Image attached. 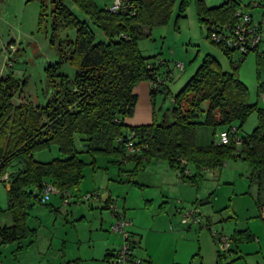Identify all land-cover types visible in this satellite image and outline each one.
I'll return each mask as SVG.
<instances>
[{
    "label": "trees",
    "instance_id": "trees-1",
    "mask_svg": "<svg viewBox=\"0 0 264 264\" xmlns=\"http://www.w3.org/2000/svg\"><path fill=\"white\" fill-rule=\"evenodd\" d=\"M206 1L195 0V4L208 40L216 27L233 24L238 10L246 4L245 0H227L219 7L209 8ZM40 2L42 20L45 0ZM51 2L53 24L76 28L75 40L69 41L67 59L78 70L75 78L69 80L63 74L51 73L53 65H50L51 81L56 82L55 76L59 82L55 95L41 107L24 100L16 103L14 98L20 82L13 74L0 75V181L7 187L6 210L13 221L12 225L0 226V246L21 242L35 233L28 219L36 203L48 204L51 200L50 197L43 201L48 185L56 186L63 199H69L70 190L80 186L87 163L76 146V136L93 159L98 154L119 157V164L129 157L137 164L144 158L164 159L181 172L193 163L197 174L185 175L189 182L197 181L202 170L222 166L231 158L243 157L254 170L263 169L264 108L257 102L250 103L248 86L239 77L240 63L249 53L259 52L260 45L241 52L236 47L210 40L227 55L239 52L241 57L239 60L231 58V69L225 70L215 56L207 54L194 76L174 96L172 122L154 120L131 126L126 120L135 111L138 95L134 87L140 81L153 84L163 79L158 88L150 85L153 98L159 91L170 93L166 79L173 78V74L170 70L162 71L166 61L144 56L137 35L143 26L167 23L176 0H123L124 8L119 11L111 10L112 5L100 7L97 0ZM70 2L78 5L88 20L81 19ZM187 2L182 0L178 18L183 16ZM93 26L101 30L105 39H98ZM204 102L207 103L205 109L201 106ZM253 113L258 116L257 125L252 132L241 134ZM236 122L239 124L234 126ZM202 125H227L228 131L237 127L238 133L231 134L226 144L213 139L207 145H199L197 130ZM132 132L137 144L146 145L138 154L127 151L126 141ZM238 138L240 145L236 144ZM53 145L59 148V156L50 161L35 159L37 151ZM113 200L107 199V203ZM251 238L247 231H237L231 236L233 254L230 256L236 258L235 242ZM218 252L220 257H226Z\"/></svg>",
    "mask_w": 264,
    "mask_h": 264
},
{
    "label": "rangeland",
    "instance_id": "rangeland-1",
    "mask_svg": "<svg viewBox=\"0 0 264 264\" xmlns=\"http://www.w3.org/2000/svg\"><path fill=\"white\" fill-rule=\"evenodd\" d=\"M181 2L182 0H176L167 23L155 27L143 26L142 31L137 35V43L142 54L152 56L154 60L158 57L163 59L166 64L162 66V71L170 70L173 74V78L166 79L170 93L159 91L151 102L152 120L159 123L174 120L173 98L194 76L207 54L215 56L225 70L231 69L232 56L236 58L239 55V52L227 55L219 45L206 38L205 28L199 21L195 0H188L183 16L178 18L177 16L181 12ZM97 3L100 7H106L113 5L114 0H97ZM69 4L81 19L88 20L78 5L71 2ZM44 6V16L41 20L40 0H0V75L13 74L20 82V88L14 101L18 103L24 100L34 107L46 105L57 91L56 84L59 82V78L54 76L56 82L51 81L48 71L50 65H53L51 73L63 74L69 80L75 78L78 70L77 66L71 64L67 59L70 49L69 41H74L76 38L75 26H65L64 24L55 26L51 15V0H45ZM93 29L96 31L98 39H105L101 30L94 26ZM250 57L240 70L250 91L255 93V85L260 77L255 56L251 55ZM177 63H183V67H178ZM147 104L149 107L148 101ZM139 105L144 107L145 101L140 99ZM201 106L205 109L207 103L204 102ZM129 121L126 122L127 125H132L128 123ZM238 124L236 122L234 126ZM254 126L248 118L241 129V134L252 132ZM199 129L200 137L205 143H209L213 139L219 141L221 135L229 130L227 125H202ZM75 143L82 151L81 156L87 164L83 169L85 178L80 186H75L70 190L71 197L68 199L70 203H65L61 196L55 193L51 195L48 204L54 201L60 202L59 211H55L48 204L36 203L31 209L29 220L31 227L38 228L37 240L31 245L34 246L33 251L28 253L27 241H25L27 245L23 253L19 251L15 254L16 244L1 245L0 264L28 263V260L33 259V256H28L30 254H35V256L41 254L42 256L38 257L45 259L41 263L45 264L49 256V254L45 255V248H48L52 239L54 246L50 255H52L51 260L54 264L55 257H62L61 248L64 238L69 240L67 243L69 252L74 251L72 244L74 239L81 241L80 237H75L76 230L82 233V237H88V242H90V227L92 225L88 220L92 215L89 205L96 202L95 199L91 202L83 201L81 196L94 192L95 186L98 191L102 192L103 197H107L109 190L113 192L119 212L123 213L131 222L129 230L134 224L143 228H151V226L155 228L152 232L144 233L141 243H138L136 258L141 260L142 264H147L144 259H150L148 256L150 254L153 257V264H247L248 262L252 264V258L232 260L230 254H226L225 258H220L218 255L220 247L214 238V234L229 233V228L233 227L237 220L246 221L250 216V210L258 196V188L257 185H253L248 191L250 184L248 177L251 170L248 167L249 162L245 161V164L241 160L228 159L223 167L204 169L194 186L189 184L191 183L189 179L188 181L185 180V177L181 179L177 170H175L176 172L172 170L176 178V188L172 187L174 193L169 195L171 198L167 200L170 201L167 204L157 199L154 202L148 200L154 198L151 195L158 197L161 191L160 185H151L150 187L136 185L135 178L138 174L139 180L142 177L150 176V174L142 173L144 170L142 168L135 172L136 160L132 159L124 164V168L132 170L134 178H124L121 176L123 173L120 169L119 161L121 159L119 157L98 154L93 159L86 152L79 136H76ZM59 154V148L53 145L49 149L37 151L35 159L50 161ZM152 162L156 163L157 161ZM149 163L151 162L145 161L143 165ZM188 170L191 171L188 174L190 176L197 174V168L193 163H189ZM155 184L160 183L156 182ZM179 185H183L182 190L186 196L183 198L184 200L179 193L181 191ZM130 188L131 191L128 194ZM79 192H81L80 195ZM7 204V187L0 181L1 224L13 222L11 215L6 210ZM161 204L164 206L166 214L160 211ZM195 207L201 211L200 220L191 225H184L182 217L185 211ZM107 211L115 223L117 218L113 210L108 208ZM83 215L86 219H81ZM237 215L239 218L236 217ZM174 216H176V222ZM77 220L82 224L72 226ZM171 220H173V224L170 222ZM189 226L190 228H188ZM117 234L121 237V247L125 241L124 235L119 232ZM134 239L136 238L134 237ZM82 246L88 247L89 245L83 243ZM59 249L60 252H58ZM142 253L144 255L147 253V257H144ZM236 253L238 255L239 251ZM39 260L41 259H38V262ZM68 264L71 263L68 262ZM113 264H115L114 258ZM127 264L135 263L131 261Z\"/></svg>",
    "mask_w": 264,
    "mask_h": 264
},
{
    "label": "crops",
    "instance_id": "crops-1",
    "mask_svg": "<svg viewBox=\"0 0 264 264\" xmlns=\"http://www.w3.org/2000/svg\"><path fill=\"white\" fill-rule=\"evenodd\" d=\"M227 0H207L206 5L209 8H215L219 7L222 4L226 3ZM246 4L241 8L242 10L248 12L252 17L253 20L256 24L260 25L261 27V33H262V42L259 47V52H251L245 58L239 65V77L240 79L248 86L249 89V101L250 103H258L260 107L264 108V0H245ZM201 23V22H200ZM202 25V24H201ZM207 38V36H206ZM208 39V38H207ZM254 55V59L256 61V67L259 73V80L258 83L255 85L256 92L250 91L249 85L246 83V80L242 77L241 75V68L242 65L249 59L251 58L250 56ZM240 54L234 58L232 56V59L234 60H239ZM144 82V83H142ZM134 92L138 95V101L136 103L135 111L131 117H129L127 121L128 123L132 124L131 126H137V125H143V124H149L152 123V111L151 110V102L152 99L154 100L152 94H151V86L150 83L147 80L140 81L135 87H134ZM145 101L144 107L142 105H139V100ZM147 101L149 103V107L147 104ZM250 120L252 121V125H257L258 123V116L256 113H253L250 117ZM252 118V119H251ZM254 126V128H255ZM202 135V134H201ZM197 143L199 145H207V142L205 143L201 137H200V129L198 128L197 130V137H196ZM133 158L129 157L128 161H131ZM135 160V159H134ZM231 160H241L242 162L245 163L247 161L243 157H238L236 159L231 158ZM145 161L151 162L147 165H143ZM152 161H157L156 163ZM227 161V160H226ZM226 161L224 164L221 166L223 167L226 164ZM248 162V161H247ZM120 163V161H119ZM121 163L120 169L123 174H121L122 177L124 178H134V174L132 170H127L124 168V164ZM130 164L132 162H129ZM246 164V163H245ZM249 190L253 187V185H257L258 188V196L255 199V203H253L252 208L250 210V216L247 217L248 219L245 221L243 220H237L235 225L233 227H230L229 233L227 235L233 236L237 231H247L252 238L250 240H240L239 242L234 243V250L239 251L238 255L236 253V258H232L233 260H239V259H249L252 258L253 262L252 264H264V183H259L260 181H264V167L261 171L259 170H254L252 166L249 163ZM142 168L144 169L142 173L144 174H150L148 177H142L140 180L137 178L136 179V185L137 186H145V187H150L151 185H160V193L157 196L151 195L154 198L148 199L152 200L154 202L155 199L158 201L161 200L164 203H169L170 201H167L168 199L170 200V194L174 193L173 190L175 187L176 188V178L173 173L175 171L174 167L171 166L170 162L164 159H143V162H140L137 164L135 167V170ZM207 169V168H206ZM209 169V168H208ZM173 170V171H172ZM176 172V171H175ZM126 173V174H125ZM121 177V179H123ZM262 179V180H261ZM133 181V180H132ZM160 183V184H155V183ZM175 182V183H174ZM195 181L189 183L190 185L194 186ZM183 185H179L181 188V191L179 192L181 194L182 200L185 198V193L182 190ZM95 191L97 190L96 186L94 187ZM131 188L129 189L128 194L130 193ZM176 192V191H175ZM102 193V192H101ZM248 193V192H246ZM81 194V192H79ZM61 196V194H60ZM107 197H103L101 194V197L99 199H95L96 203L90 204L89 208L91 210V219L88 220L91 223L90 227V239L88 242V237H82L80 231L74 232L75 237H80L81 241H75L74 239L72 241V244L74 245V251L69 252L67 249V243L69 240L67 238H64L62 241V257H55L56 262L54 264H68L70 262L71 264H113V258L115 253L117 252V249L121 245V237L119 234H117L116 231L113 229V218L112 216L108 213L107 209L108 203L107 199H114L113 198V192L109 190V194L106 195ZM149 196V195H148ZM62 198V197H61ZM62 200H64L62 198ZM83 200V199H82ZM85 201V200H83ZM92 200L88 201L91 202ZM101 203V204H99ZM42 204V203H41ZM96 204V205H95ZM163 204V203H162ZM160 205L159 209L161 212L164 213V204ZM46 205V204H45ZM49 207L53 208L55 211H59L60 209V202L54 201L50 204ZM58 207V208H57ZM98 208V209H97ZM163 209V210H162ZM87 210V209H86ZM98 210H100V213H98ZM176 211V209H175ZM174 211V212H175ZM180 213V211H178ZM177 213V214H179ZM237 215L236 217H238ZM31 217V213H30ZM28 219V224L29 220ZM86 217L83 215L81 216V219ZM165 218V217H164ZM239 218V217H238ZM165 220V219H164ZM87 221V220H86ZM174 221L176 222V216H174ZM173 224V220L170 221ZM169 222V223H170ZM13 223V222H12ZM10 224H1L0 226H5V225H12ZM43 223V222H41ZM82 223H79L78 220L73 223L72 226L74 225H81ZM30 226V225H29ZM32 229H35V233L28 237L27 239L21 241V242H13L12 244H16L17 246L15 247V254L19 251H22L21 253L25 252V248L27 245V248L29 247L28 253L33 251V245L36 240H37V235H38V228L37 227H31ZM190 228V226L188 227ZM166 229V228H165ZM131 230V231H130ZM129 232L132 234L133 237L136 238L138 243H141V237H143L144 233L146 234L147 232H152L155 230L153 226L151 228L148 227H141L139 225H133ZM73 231V230H72ZM157 231V230H156ZM159 231V230H158ZM161 231V230H160ZM79 234V235H78ZM225 234V233H223ZM68 235V234H66ZM140 237V238H139ZM25 241H27V244H25ZM74 242V243H73ZM88 244V247H83L82 244ZM10 244V243H9ZM4 245V244H3ZM54 246L53 239L49 242L48 248H45V255L48 256L45 264H53L52 263V247ZM1 247V246H0ZM77 247V249H76ZM65 251V252H64ZM146 251H149L146 249ZM60 252V249L59 251ZM143 254V253H142ZM18 255V254H17ZM21 255V254H20ZM19 255V257H20ZM42 256L41 254H39ZM38 255V256H39ZM219 255V252H218ZM28 256H33V259L28 260V263H23V264H41L45 259H42L41 257L35 256V254H30ZM144 257H147V253L144 255ZM150 259H144V262L147 264H153V257L148 255ZM220 257V256H219ZM220 258H225V256H222ZM38 259L39 260L38 262ZM232 262V260H231ZM22 264V263H21ZM249 264V262L247 263Z\"/></svg>",
    "mask_w": 264,
    "mask_h": 264
},
{
    "label": "built area",
    "instance_id": "built-area-1",
    "mask_svg": "<svg viewBox=\"0 0 264 264\" xmlns=\"http://www.w3.org/2000/svg\"><path fill=\"white\" fill-rule=\"evenodd\" d=\"M124 8L123 0H114L113 5L111 6V10L119 11ZM237 20L233 24H224L221 27H216L214 31L211 32L210 40L226 44V46L236 47L237 50L241 52H247L251 48L257 47L262 42V33L260 25L256 24L253 20V17L246 11L240 9L237 12ZM177 66L182 68L183 63H177ZM173 76V75H172ZM163 79H158V81H154L152 85L154 88L160 87V83ZM238 128L233 127L227 133H224L220 137V142L223 144L229 143L231 134H237ZM136 135L132 132L126 141L127 151L130 154H138L143 151V147L146 145L137 144ZM240 138L237 139L236 144L240 145ZM146 159V158H144ZM184 164H186V160H182ZM191 171L188 170V167L185 168L183 172L178 170V174L181 179L184 178L185 175H188ZM59 194L60 191L54 185H48L44 191L43 201H47L50 199L51 195ZM69 195V193H65V195ZM60 195V194H59ZM101 197L100 191L90 192L87 195L82 197L85 201H90L93 199H99ZM65 203H69L68 199H64ZM108 207L113 210L117 221H115L113 225V229L116 232L122 233L124 235V244L120 247L119 250L114 255L115 264H127L128 262L133 261L135 264H142L141 260H137V247L138 241L134 239L132 234L129 232V227L131 222L126 218V216L119 212L118 206L115 201H111L108 204ZM201 211L199 208L195 207L193 209L185 211L182 217V223L184 225H191L196 221L200 220ZM214 238L219 244V250L224 254H230L232 249V239L230 235L218 233L214 234Z\"/></svg>",
    "mask_w": 264,
    "mask_h": 264
}]
</instances>
